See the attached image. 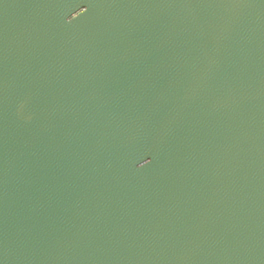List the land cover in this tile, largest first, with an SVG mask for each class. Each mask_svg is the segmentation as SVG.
Wrapping results in <instances>:
<instances>
[{
	"label": "water",
	"instance_id": "obj_1",
	"mask_svg": "<svg viewBox=\"0 0 264 264\" xmlns=\"http://www.w3.org/2000/svg\"><path fill=\"white\" fill-rule=\"evenodd\" d=\"M0 264H264V0H0Z\"/></svg>",
	"mask_w": 264,
	"mask_h": 264
}]
</instances>
